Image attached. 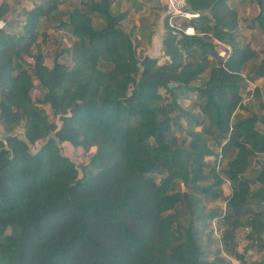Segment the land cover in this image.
<instances>
[{
    "label": "trees",
    "instance_id": "trees-1",
    "mask_svg": "<svg viewBox=\"0 0 264 264\" xmlns=\"http://www.w3.org/2000/svg\"><path fill=\"white\" fill-rule=\"evenodd\" d=\"M123 1L47 0L11 20L0 3V264H264V99L256 87L252 110L242 93L264 77V0L247 23L259 48L239 37L240 1L187 0L199 15H167L163 62L138 54ZM50 24L72 36L52 65ZM213 220L226 255L204 244Z\"/></svg>",
    "mask_w": 264,
    "mask_h": 264
},
{
    "label": "rangeland",
    "instance_id": "rangeland-1",
    "mask_svg": "<svg viewBox=\"0 0 264 264\" xmlns=\"http://www.w3.org/2000/svg\"><path fill=\"white\" fill-rule=\"evenodd\" d=\"M6 1L10 8L11 12L8 14L7 18L9 20L14 18L23 19V10L29 9L37 4H45L47 0H0ZM71 0H63V3L60 5V8L69 5ZM242 3L240 8V24L238 27V33L241 41L243 43L251 42L257 48H259L262 44L261 33L258 28H251L247 26V23H251L248 21L249 18L253 17L259 12V7L254 3L253 0H237ZM120 8L122 10L128 11V17L123 22V27L126 30H131L133 32L134 38L139 45L137 48L138 54H147L149 56L157 57L160 62H163L165 59L164 53L162 52V48H160L158 40H156V35L164 34V20L167 17V8L166 4L162 2V0H124ZM183 19V17H182ZM41 28H44L42 23ZM10 31H15L17 29H10ZM189 30V29H188ZM49 37L45 43V51L47 56V63L49 65L53 64V54L55 49L59 45V43H63L64 45H69L71 42V31L69 28H54V24L49 25ZM153 33V34H152ZM152 34V35H151ZM151 35V36H150ZM155 35V40L153 36ZM160 37V36H159ZM161 44V41H160ZM221 54H225L224 51H221ZM61 61L66 63H71V58L68 55H63L61 57ZM258 87L260 89V94L262 99H264V77H260L254 81L246 80L242 93H243V102L252 110H257L258 107V99L257 95H252L254 89ZM164 89H161V92H164ZM39 90L34 91V95H38ZM181 103L183 105H188L191 103V100H182ZM46 111L49 114L50 118L53 119V110L51 106L45 105ZM244 111V110H242ZM264 131V125L259 126ZM16 133L24 137V129L22 126L16 128ZM5 135L4 127L0 124V136ZM181 139H186V143L189 142V138L185 137L184 133H178ZM38 143L32 145V150L35 151L36 147H38ZM62 152L69 156L80 168L82 165L86 164L88 160V152L84 151L80 148H75L69 143L60 144ZM213 159V158H209ZM225 193L230 194L231 188L230 184L227 181L224 185ZM225 203L223 200H214L207 203V208H224ZM210 229H212L210 233V237H204L203 241L206 247L209 250L214 251L215 249L222 248L223 253L225 254V246L223 241L220 240V230L218 229V223L216 220L210 225ZM210 230H207L209 233ZM237 245L238 250L241 253H245V257L249 260H253L260 256V254L256 251L255 248H249V250L245 251L246 246L248 245V241L246 240L244 230L241 228L237 232ZM226 255V254H225ZM229 264H241L240 260L226 255Z\"/></svg>",
    "mask_w": 264,
    "mask_h": 264
},
{
    "label": "built area",
    "instance_id": "built-area-1",
    "mask_svg": "<svg viewBox=\"0 0 264 264\" xmlns=\"http://www.w3.org/2000/svg\"><path fill=\"white\" fill-rule=\"evenodd\" d=\"M168 15L191 18L198 16L194 11L188 9L187 0H165ZM171 21V20H170ZM5 22L0 20V28L4 27Z\"/></svg>",
    "mask_w": 264,
    "mask_h": 264
},
{
    "label": "crops",
    "instance_id": "crops-1",
    "mask_svg": "<svg viewBox=\"0 0 264 264\" xmlns=\"http://www.w3.org/2000/svg\"><path fill=\"white\" fill-rule=\"evenodd\" d=\"M162 2L164 3V4H166V1L165 0H162ZM157 37H156V40H158V42H159V45H160V48H162V38H163V34H158V35H156ZM160 36V37H159ZM153 39L155 40V35L153 36ZM160 41H161V44H160ZM165 58H167L166 56L165 57H162V59H165Z\"/></svg>",
    "mask_w": 264,
    "mask_h": 264
},
{
    "label": "water",
    "instance_id": "water-1",
    "mask_svg": "<svg viewBox=\"0 0 264 264\" xmlns=\"http://www.w3.org/2000/svg\"><path fill=\"white\" fill-rule=\"evenodd\" d=\"M189 10H190V12L193 11L192 9H189ZM170 86H171V87L174 86V83H171Z\"/></svg>",
    "mask_w": 264,
    "mask_h": 264
}]
</instances>
